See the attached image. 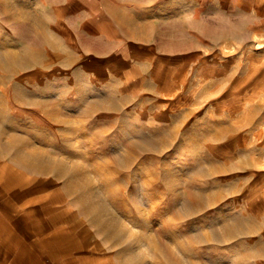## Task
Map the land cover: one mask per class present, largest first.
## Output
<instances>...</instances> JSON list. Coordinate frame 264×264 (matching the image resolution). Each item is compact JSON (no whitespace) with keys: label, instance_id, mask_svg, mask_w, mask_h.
Wrapping results in <instances>:
<instances>
[{"label":"rangeland","instance_id":"rangeland-1","mask_svg":"<svg viewBox=\"0 0 264 264\" xmlns=\"http://www.w3.org/2000/svg\"><path fill=\"white\" fill-rule=\"evenodd\" d=\"M0 180L93 264H264V0H0Z\"/></svg>","mask_w":264,"mask_h":264},{"label":"crops","instance_id":"crops-1","mask_svg":"<svg viewBox=\"0 0 264 264\" xmlns=\"http://www.w3.org/2000/svg\"><path fill=\"white\" fill-rule=\"evenodd\" d=\"M26 196L24 189L14 190L0 180V264H93L87 251L63 244L61 234L46 232L55 223L41 215L40 206L25 201Z\"/></svg>","mask_w":264,"mask_h":264}]
</instances>
